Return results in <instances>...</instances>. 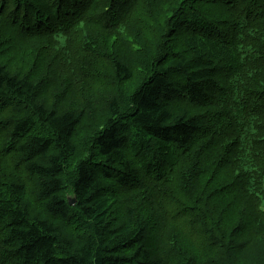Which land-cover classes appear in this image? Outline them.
Listing matches in <instances>:
<instances>
[{"label":"trees","instance_id":"trees-1","mask_svg":"<svg viewBox=\"0 0 264 264\" xmlns=\"http://www.w3.org/2000/svg\"><path fill=\"white\" fill-rule=\"evenodd\" d=\"M0 174V264H264V0H0Z\"/></svg>","mask_w":264,"mask_h":264},{"label":"rangeland","instance_id":"rangeland-1","mask_svg":"<svg viewBox=\"0 0 264 264\" xmlns=\"http://www.w3.org/2000/svg\"><path fill=\"white\" fill-rule=\"evenodd\" d=\"M261 248H264V246L263 247H260L259 249H261ZM246 259H248V257H246Z\"/></svg>","mask_w":264,"mask_h":264},{"label":"bare ground","instance_id":"bare-ground-1","mask_svg":"<svg viewBox=\"0 0 264 264\" xmlns=\"http://www.w3.org/2000/svg\"><path fill=\"white\" fill-rule=\"evenodd\" d=\"M0 176H1V174H0ZM4 177V176H3ZM2 179V178H1ZM97 231V230H96ZM109 255H110V253H109Z\"/></svg>","mask_w":264,"mask_h":264}]
</instances>
